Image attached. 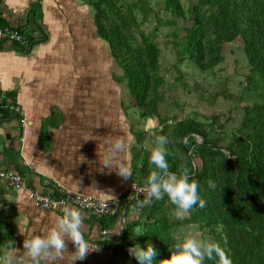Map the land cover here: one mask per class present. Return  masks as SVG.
Wrapping results in <instances>:
<instances>
[{"label":"crops","instance_id":"0c3cea01","mask_svg":"<svg viewBox=\"0 0 264 264\" xmlns=\"http://www.w3.org/2000/svg\"><path fill=\"white\" fill-rule=\"evenodd\" d=\"M6 21L31 34L42 30L47 38L27 52L0 41V87L16 93L24 117L21 124L16 115H0V168L18 171L25 178L20 189L0 181V216L7 226L1 233L0 255L2 264H36L24 240L45 234L65 207H75L70 203L40 207L27 188L49 193L69 190L99 199L128 196L132 181L143 178L141 164L133 167V151L155 147L154 126L159 120L155 117L147 126L141 125L149 131L144 145L140 144L132 132L139 115L124 106V83L115 80L114 60L99 37L94 9L88 3L0 0V25ZM127 98L129 103L128 91ZM121 139L124 147L113 158L114 166L104 165L112 142ZM121 167L131 176H122ZM132 204L136 203L130 202L119 217L79 209L80 230L97 248L73 264H130L129 247L116 245L142 231L131 223L140 218L145 202L138 203L142 208ZM65 244L62 255L53 250L52 255L40 257L41 264H71L75 245L70 239Z\"/></svg>","mask_w":264,"mask_h":264},{"label":"trees","instance_id":"16d2710c","mask_svg":"<svg viewBox=\"0 0 264 264\" xmlns=\"http://www.w3.org/2000/svg\"><path fill=\"white\" fill-rule=\"evenodd\" d=\"M83 1L94 9L99 37L106 41L115 63V80L128 87L129 103L124 106L139 115L132 124L138 142L144 145L148 138L145 132L149 128L142 129L141 125L147 126V122L157 117L159 122L154 126L157 135L169 138L166 145L169 171L187 170L190 180L198 182V191L206 200L205 206L197 204L180 218L174 214L175 206L167 196L152 198L151 202L148 197L143 198L145 209L131 223L141 226L143 234L124 239L116 246L126 248L137 242L146 246V242H151L158 250L156 259L160 260L169 257L170 246L184 238V227L197 225L203 235L220 243L233 264H264V0H165L168 17L154 11L146 0ZM154 12L155 16L151 17ZM187 14L192 15V25H179L177 18ZM150 17L153 27L148 29ZM161 26L173 27L167 34L166 44L176 52L174 67L178 69L179 64L187 61L200 71H214L225 61L229 43L238 40L242 44L249 66L245 89L253 101L244 105L241 123L231 129V134L220 114L204 118L191 113L171 114L169 107L160 111V104L167 96L162 48L158 42ZM45 39L44 33L38 42ZM20 49L29 50L21 46ZM180 74L182 77L178 79L188 87L182 71ZM196 91L202 93L197 87ZM228 92L229 87H225L213 96L227 97ZM17 103L16 93L5 91L0 115L14 114L11 106ZM55 115L54 112L53 118ZM45 140L42 134L41 141ZM150 149L133 151V167L138 169L141 164L143 174L142 179L134 180L139 184H144L155 170V165L149 162ZM196 159L199 160L197 171ZM209 181H214L216 187H210ZM118 198L123 199L125 210L130 202H140L127 196ZM0 202L2 205L1 199ZM6 227L0 216V242ZM130 264H139V261L133 256ZM205 264H216V261L206 259Z\"/></svg>","mask_w":264,"mask_h":264},{"label":"clouds","instance_id":"9594fccd","mask_svg":"<svg viewBox=\"0 0 264 264\" xmlns=\"http://www.w3.org/2000/svg\"><path fill=\"white\" fill-rule=\"evenodd\" d=\"M169 143L167 135L160 134L155 137V147L150 149L149 162L155 165L144 181L140 192H146L148 201L152 198L162 199L167 196L175 206L174 214L183 218L197 204L205 206L206 200L202 198L198 191V182L190 180L187 170L183 173L169 171L167 160V148ZM124 147L123 140L112 142L108 156L102 162L109 167L114 166L112 160L115 155ZM118 172L125 178L131 176V172L121 167ZM212 188L216 187L214 181H209ZM139 193V192H138ZM81 211L78 208L65 207L63 214L56 216L52 226L42 235H34L24 240V248L28 254L35 259L36 264H41L40 257L50 256L55 251V255L60 256L65 252L66 239H70L75 245V252L71 253V264L77 259H83L86 254L97 247H93L85 239L80 230ZM143 233H134L140 235ZM169 257L157 260L158 250L151 242H146V246L134 243L128 249L129 253L139 261V264H205V260H214L216 264H233L231 257L220 245L219 242L199 238L195 235H187L170 246Z\"/></svg>","mask_w":264,"mask_h":264},{"label":"rangeland","instance_id":"374dc122","mask_svg":"<svg viewBox=\"0 0 264 264\" xmlns=\"http://www.w3.org/2000/svg\"><path fill=\"white\" fill-rule=\"evenodd\" d=\"M147 4L152 6L154 11H160L165 17L169 13L164 9L165 0H146ZM187 2V0H183ZM33 2V1H32ZM155 16V12L151 17ZM147 22V28L153 27V18ZM179 25H192V15L187 14L184 18H177ZM173 27H162L159 31L158 42L162 48L161 64L162 71L165 74V91L166 101L160 104V111L164 112L166 109L171 108V114L182 115L184 114H198L205 118V115L220 114L223 121L229 128V134L232 133L234 127L240 125L244 111V105L251 103L253 98L248 94L245 89L246 75L249 72L248 61L244 54L242 44L236 40L229 43L226 50V59L215 68L214 71H200L193 64L185 61L179 64V69L174 67L177 61V55L170 45H167V34ZM183 73V80L187 81L188 87L182 85V77L180 72ZM183 81V82H184ZM122 91L124 100L127 102V85L122 84ZM196 87L202 92L199 94ZM229 87L227 97L219 95L214 97V93L221 89ZM195 89V90H194ZM214 98V101H212ZM230 111L228 112V110ZM149 122H147L148 124ZM153 123V122H152ZM156 123V121H155ZM158 123V122H157ZM157 126V125H156ZM199 139L200 137L197 136ZM199 160H195L197 165ZM198 166V165H197ZM135 207L134 204H132ZM182 236L195 235L199 238L211 240L207 235H203L197 225H188L184 227ZM212 241V240H211ZM131 259V258H130Z\"/></svg>","mask_w":264,"mask_h":264},{"label":"built area","instance_id":"2783aa9c","mask_svg":"<svg viewBox=\"0 0 264 264\" xmlns=\"http://www.w3.org/2000/svg\"><path fill=\"white\" fill-rule=\"evenodd\" d=\"M39 28V26H38ZM43 31L38 29L36 33L23 32L19 24L6 21L0 25V41L9 45H19L21 47L31 48L36 42L41 39ZM5 97V91L0 87V103ZM11 99H8L10 102ZM14 116L16 115L21 124L24 123V117L22 116V108L20 104L12 105ZM0 181L7 185L20 189L25 187L24 176L14 170L0 168ZM144 184H139L136 181H132L130 186V193L127 196L128 199L141 201L143 198H147L146 192H140L139 190ZM29 197L34 203L40 207L50 209L55 205H65L67 203L73 204L75 208L89 211L94 215H111L115 213L122 214L125 211L122 198L114 199H99L89 194L76 193L69 190H54L52 192H44L38 188H27ZM139 192V193H138ZM1 206V202H0ZM0 264H2V258L0 255Z\"/></svg>","mask_w":264,"mask_h":264},{"label":"water","instance_id":"95a60500","mask_svg":"<svg viewBox=\"0 0 264 264\" xmlns=\"http://www.w3.org/2000/svg\"><path fill=\"white\" fill-rule=\"evenodd\" d=\"M199 140L202 141V138L200 137ZM230 156H232V155L230 154ZM235 162H236V164L238 165V161L235 160ZM195 169H196V171H197V165L195 166ZM154 200H155V199H154ZM126 214H127V211H126V213L124 214V216H126Z\"/></svg>","mask_w":264,"mask_h":264}]
</instances>
